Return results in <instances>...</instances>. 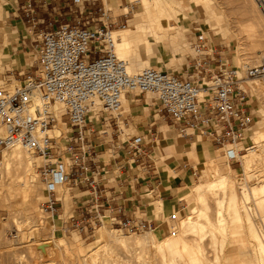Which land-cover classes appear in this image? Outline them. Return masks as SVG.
I'll return each mask as SVG.
<instances>
[{"label":"built area","instance_id":"1","mask_svg":"<svg viewBox=\"0 0 264 264\" xmlns=\"http://www.w3.org/2000/svg\"><path fill=\"white\" fill-rule=\"evenodd\" d=\"M254 1L264 17V0ZM70 3L74 7L69 9L74 12L72 24L46 30L41 26L57 23L44 22L39 16L46 0H21L17 6L24 29L22 40L36 58L32 73L18 74L25 76L22 87L13 91L0 87V152L20 145L43 159L39 176L45 200L41 211L61 215L66 191L75 201L73 211L62 222L63 231L91 235L102 225L103 216L120 232L151 230L154 221L139 217L137 213L144 214L140 210H126L119 203L121 192L106 185L110 173L97 161L91 142L97 133L95 121L113 123L119 129L122 97L138 91L151 95L157 103L155 118L173 128L178 138H205L219 149L238 145L255 120L247 91L239 83L255 78L264 81V58L239 74L220 52L206 46L202 33H196L190 42L193 57L186 75L155 67L130 75L114 52L110 31L116 22L111 10L101 0ZM55 108L62 111L60 120L70 131L63 143L58 140L61 136L50 134L58 121ZM121 147H126L122 156L126 167L154 168L152 152L141 137H131L111 149ZM235 159L234 155L228 157ZM167 220L176 222L177 214L170 213Z\"/></svg>","mask_w":264,"mask_h":264},{"label":"bare ground","instance_id":"2","mask_svg":"<svg viewBox=\"0 0 264 264\" xmlns=\"http://www.w3.org/2000/svg\"><path fill=\"white\" fill-rule=\"evenodd\" d=\"M130 1L132 6H124L122 8V14H129L135 9V7H138L139 10L134 13L131 19H129L128 25L110 31L114 40V52L120 60L125 62L126 72L130 75H135L147 67L157 68L156 65L150 62V56L154 55L158 61H160L161 56L165 55L167 50L173 49L176 51L177 49L181 50L183 47L182 45L188 46L185 41V33L188 31L189 27L184 20L189 17L193 19V14L200 15L203 25L211 27L214 35L222 36L226 43L229 44L235 40L232 38V35L226 36L225 29L227 25L222 21V12L216 8L212 0ZM248 1L251 10L255 15L253 17H248L247 20L250 23L251 32L255 35L258 33L259 36V32H261L259 27L261 25V27H264V20H262V14L257 10L254 1ZM106 4L107 6L112 7L116 2L115 0H108ZM11 8V3H7V1L5 3H0V53L8 45V37L3 29L4 19L1 20V15H6L7 11ZM197 8L201 10L200 14L196 13L197 11L195 10ZM170 21H174V23L170 24ZM263 33L264 32H262V34ZM263 35L260 34V37ZM258 43L262 48L258 49L257 46L251 47V55L257 58L258 54H260V58H262L264 57V36L260 40L258 39ZM155 47L156 50L154 49ZM13 62L17 65L15 59ZM139 68L142 69L134 73V71ZM248 83L254 88L255 92L264 95V85L260 86L256 80H251ZM1 86L2 85H0V87ZM8 87H10L11 90L13 85L9 86L8 84L7 88ZM17 88L20 87H16L13 90ZM130 93H138V91H132ZM201 95V91H199L198 96ZM125 97L126 95L122 97V103ZM36 101L37 104L40 105V100L38 98ZM122 107L123 104L121 105V108ZM56 111L58 114V121L51 129L50 134L59 138L62 136L60 130V127L63 125V122L60 120V114L62 111L59 108H55V112ZM258 111L261 118L254 121L251 129L248 131V138L257 144L260 141H264V111L260 107H258ZM120 113L121 111H119V114ZM95 122H97V120ZM195 143L197 148L196 151L199 152V156L194 157L193 161L195 165L198 163L204 167L206 166L207 171L204 173L206 179L203 183L202 191L199 190L195 184H192L191 186L189 185L187 188L186 192L190 194L192 201H190L186 208H184V215H182L181 212H178L176 208L173 209V211L180 214V220L178 222L168 221L171 224H164L154 230L151 228L152 232H146V234L143 235L125 236L119 235V230L117 229L108 228V218L102 217L103 223L101 227L97 229L95 236L96 244L94 246L92 243L89 244L92 245L90 246L92 248L91 250H88V252L90 251V255L88 256H90L89 259L92 260V262L96 257H101V251L102 255H111L112 250L109 251V248H111L110 246L112 244L117 243V245L124 246L126 250V246L129 245H135V248L137 246L139 248V246L146 247V245H148L147 248H152V255L151 259L148 258L150 260L149 262L145 261L147 264H255V262L256 264H264L263 235L260 236L261 234H259V232L253 227L251 217L248 213L249 209H243L242 207L244 206L241 202L239 204L237 200L233 182L228 174V172L231 171L230 167L228 166L224 171L220 170L218 163L213 157H210L207 153H203L199 150V142L197 139L195 140ZM261 145L262 144L258 145L257 149H255L254 146H248L245 150L246 153L241 155L238 153L239 149H227L225 151V157L227 159L229 155L237 157L241 162V171L245 175L244 177L251 181L254 179L257 180V183L255 184H248V194L246 190H244L242 200L243 202L248 200L249 195L254 197L256 201L255 207L259 210L264 228V150L259 148ZM24 149L20 145H13L5 148L2 152V161L0 165V193L4 187L8 190L16 191V194L23 196L22 202H26L29 198L32 199L37 176L33 170L35 164L30 154L31 152ZM257 165L259 166L260 173L253 172V169L258 167ZM239 185H242V182ZM247 187H245V189H247ZM66 192L71 198L69 192ZM66 192L63 193V196ZM217 194H221V196H216ZM183 197L188 198L186 195ZM211 198L215 202L214 205H216L214 219L209 213L210 208L208 205V199ZM2 200L3 199L0 198V202H2ZM16 204H18V202ZM196 209H198L196 212L197 217L193 220L192 217ZM167 210L168 209L164 208V213H166ZM244 220L247 224H245V227L243 225ZM51 227L53 228V226ZM227 235H229V237H227ZM226 239L230 240L226 241ZM250 241L253 242V245L251 246L252 248L249 246ZM67 242H69L68 239ZM110 242L113 243L111 244ZM78 243L79 241L77 240L70 242L72 246H77L79 245ZM109 243L110 246L107 247ZM66 244L64 238L61 237L58 240L50 238L49 241L47 240L42 244L38 243L36 245H41L38 250H40L42 255L49 256L53 254V248L58 251V249H61ZM83 248L80 249V251L78 249V252H81V250H85L88 247ZM147 248H142V250L144 252H149V250L147 251ZM71 252H73V250ZM99 261H101L100 264H102V262L104 264L108 259L106 260V258H103V261L102 259Z\"/></svg>","mask_w":264,"mask_h":264},{"label":"rangeland","instance_id":"3","mask_svg":"<svg viewBox=\"0 0 264 264\" xmlns=\"http://www.w3.org/2000/svg\"><path fill=\"white\" fill-rule=\"evenodd\" d=\"M6 1L7 3L12 4V8L7 11L6 15H1V18H2L1 20L4 19L3 29L8 37V40H7L8 45L0 53V57H1L0 58V63H1L0 65L1 66L0 85H2L1 87L3 89L7 91H12L16 87L23 86V81L25 79V76L23 75L19 76L18 75L19 73L21 74L24 73V75H27L33 72L34 66H35L33 61L35 60L36 55L27 42H26L27 45L23 46L22 40L17 39L18 34H20V37H21L22 33L18 32L17 30L23 29L22 24L20 22L12 23L13 20H18V19H14L12 17L11 12H13L14 14L16 13L15 11L17 9V6L20 4L21 0H0V3L1 2L5 3ZM101 1L104 4L106 9L111 8L110 9L111 17L116 22L115 24L112 25L111 29H116L121 26L128 25L129 19H131L134 13L139 10L138 7H135V9L131 11L129 14L123 15L122 8L124 6L126 7L129 5L132 6L130 0H115L116 4H114L112 7L107 6L106 2L108 0H101ZM57 2L61 6L63 4L65 6L63 8H61L60 6L61 15L58 17V22L56 23V25H59L61 23H66V22H69L70 24H72V18L74 17V12L70 14L71 15L70 21H67L65 18V16L68 13L67 12L68 10L67 6L69 3L68 0H58ZM212 2L216 6V8L222 12V16H223L222 21H224L226 24L224 22L223 23L228 26V27L226 26V29H225L226 36L232 35L233 36L232 38L235 39L233 42L228 44L225 42L222 36L214 35L213 29L211 27L207 25H203L200 15L193 14L192 15L193 19L189 17L188 19L184 20L188 24V27H189L188 31H186L185 33V41L187 42L188 46L182 45L183 47L181 48V50L177 49L176 51H174L173 49L167 50L166 54L161 56L160 61H158V59L154 55L150 56L149 58L150 62L156 65L157 68L164 69L170 73L183 75V76L186 75L190 67L191 59L193 57V51L191 49L190 42L194 40V35L196 33H202L203 37L206 38V41H205L206 46L210 47L211 49L215 48L216 51L220 52L223 55V57H225L228 60L229 64L234 65L239 70V74L242 73L247 67H252V66L259 64L261 59L264 57L260 58V54H258L257 58L253 57L251 55V49H252L251 47L257 46L258 49L262 48L261 45L258 43V39L260 40L261 38H263L264 33L262 34V32H264V27H261L262 25L259 27V30L261 29L260 30L261 32H259V36H258V33H256L255 35L254 33L251 32L250 23L247 20V18L253 17L255 13L251 10L249 1L248 0H212ZM254 3L259 13H261L255 1ZM195 11H197L196 13H199V14L201 13V10L199 8H197ZM261 17H262V20H264L263 15H261ZM173 23L174 21L173 22L170 21V24H173ZM260 34L263 36L260 37ZM16 44L18 45L20 44V46L18 47V54H20V56H24V62H26L25 64L23 63V64H20L19 66H17L13 62V56L11 57V52L15 54L17 53V51L13 50V47H15ZM154 49L156 50V47ZM240 61L242 64L240 63ZM140 69L142 68L136 69L134 73H136ZM251 80H256V82L260 86L264 85V81L258 78H255V79H245V80L240 81L239 83L241 88L247 91V104L252 109L253 115L255 117L254 121H257L261 118L260 113L258 111V107H260L264 111V95H261L260 93L255 92L254 88L250 85V83H248ZM8 84L9 86L13 85L11 90H10V87L7 88ZM146 96H147V100L151 98V95L149 94H147ZM141 97L144 98L145 96L142 94H138V93H132V94L129 93L126 95V99H128L129 101L139 100V98ZM122 104H123V107L117 119V125L119 126V134H120V135L117 134V136H119L118 139L120 142L125 141L129 135L141 137L142 139L149 137L150 132H151L149 131L150 125L151 123L154 122L158 127L161 125L162 127L161 130L166 135V137H173L175 139L176 144H177L176 139L180 142V144H184V146L181 147L179 153H182L185 151L195 152L194 148L188 149L187 145L191 142H194L196 139L190 140V139L178 138L174 129L169 128L166 125V123L162 121L161 118L156 117V119L154 120L151 116L150 109L147 106L142 107L143 103L137 104L139 107L137 110V114H130L133 117V119H130V122L133 121V124L128 123L127 125H125V121L123 120L125 116L128 114L123 112V108L126 105V103L123 101ZM144 118H147L148 124H145L146 122H144L143 120ZM97 127L100 128L99 125H97ZM154 128H155V125L151 127V129H154ZM106 129L108 133H110L111 128L108 124L106 125ZM121 129L123 132H125V136L120 133ZM60 130L62 132V136L58 140L59 142L63 143L65 141L64 139L66 135L70 131L64 124L60 127ZM248 136L249 134L247 131L245 135L243 136L242 140L240 141V143L238 145H235L236 148L235 146H228L224 149H219V147L214 144L211 148V146L208 144L205 138H202V139L199 138L198 140H200L203 143V145H205V147L207 146V150H208V153L210 154V157H213L215 159V161L218 163V167L220 170L224 171L227 169L228 166L230 167L231 171H229L228 174L231 177L230 179L233 182L237 200L239 204L241 202V204L244 206L242 207L243 209L244 208L249 209L248 213L251 217L252 225L257 230V232L261 234L260 236L263 235L262 237L264 239V228H263V224L261 220V215L259 213V210L255 207L256 201L254 197H251L249 195L248 200L244 202L242 200L244 190H246L248 194V189H249L248 184H255L257 183V180L254 179L251 181L244 177L245 175L241 171V162L240 160H238L237 157H235L236 159L233 161H230L225 157V151L227 149H232V150L239 149L238 153L241 155V154L246 153V151L244 150L245 147L247 148L248 146H251L252 144H254L255 149L258 148V145L262 144L261 147L259 148H262V150H264V141L262 142L260 141L259 142L260 144L259 143L257 144L253 140H250ZM3 150H5V148L2 149V151L0 152V165L2 161L1 158H2ZM240 150L242 151L239 152ZM30 154L35 164L33 170L37 175L36 182L34 184L35 191L33 192L34 195L32 196V199L29 198V200H27L26 202H22L23 196L21 195L19 196V194L15 193L16 191L8 190L6 187H4V189H2L0 193V198L3 199L2 202H0V264H37L38 262H39L38 264H43V263L44 264H100L101 261L99 260L102 259L103 261V258H106V260L108 259V261L104 262V264H147L145 261L147 262L150 261L149 259H151L152 248H147L148 245H146V247L139 246V248L137 245H136L137 246L136 248H135V245H129V246H126L127 247V250H126L124 246H120L119 244L117 245V243L115 242H114L115 244H112L113 242H110L112 245L110 246V243H109L107 247L108 246L111 247L109 248L110 249L109 251L112 250L111 252L113 256L112 254L108 256L102 255V251H101L100 252L101 257L100 256L96 257L95 260H93L92 262V260L89 259L90 256L88 255H90L89 253L90 251L88 252V250H91L92 248L90 247L92 245H89V244L92 243L93 246L96 244L95 236H96L97 230L93 234L88 235V236H85V235L79 236L77 233H74L72 231H63L62 222L70 215V213L73 211V208H74L72 199L68 196L67 192L63 196L62 215H59L58 217L51 216L41 211V204L45 200V192L43 189V184L41 183L40 178H39V171H40V168L43 166L44 162L42 161L41 158L37 157V155H34L32 153ZM110 156L111 154L108 153L106 156L102 157V159L105 161H109L108 159H110ZM152 157L156 160L157 165L160 167L161 166L165 167L166 164H170L172 161H174L173 160L174 158H168V157L162 156L157 150V148H154V153L152 154ZM184 164H185L186 169L188 168L191 169L192 173L191 174L189 173V174L192 178L193 184H195L196 187L202 191L203 183L206 179L204 175V173L207 171L206 166L204 167L203 165H200L198 163L195 165L192 159H190V161H185ZM259 170L260 169L258 166L255 169H253V172L260 173ZM172 175L175 178V180H178L182 176V175L176 176L174 174ZM241 182H242V185H239L241 184ZM186 184H187V181L185 185L182 183H179L178 186L184 187L186 186ZM245 187H247V189H245ZM176 191L177 190L175 188H172L170 190V192L173 195H175ZM182 195H186L188 198L183 197V200L178 202L177 208L179 210L181 209L180 211L182 215H184L185 213L184 208H186V206L192 200H191L190 194L186 192L185 188L179 190L176 197L181 198ZM216 196H221V194H217ZM155 201H156V198L153 200V202H151L152 205L154 204ZM17 202L18 204H16ZM214 204L215 202L213 201L212 198L208 199V205L210 208L209 213L211 214L212 218L215 215L216 205ZM197 211L198 209L195 210V213L192 217L193 220H195L197 217V213H196ZM170 213L177 214L178 220L176 222L180 220V214L176 211L170 210L166 213H160L158 214V220H157L155 228H158V226H162L164 224L165 225L171 224L167 220V216ZM137 215H139V217L141 218H148V219L151 217L154 218L153 212H151L152 216L150 215L149 217L145 213L144 214L137 213ZM56 224L59 225V228H57ZM245 224H246V221L244 220V223H243L244 227H245ZM50 225L53 226L54 229ZM107 225H109L108 219H107ZM108 228L114 229L110 225L108 226ZM152 230L142 231V232L135 233V234L133 233L128 234V233L120 232V231L118 233L119 235H125V236H138V235L146 234V232H152ZM61 237L64 238L67 244L61 249H58V251L57 249L53 248V254L49 256H45L40 253V250H38L39 246L41 245L38 246L36 244L38 243L42 244L46 242L47 240L49 241L50 238L54 240H58ZM227 237H229V235H227ZM67 239L69 242H67ZM74 240L79 241L78 244L80 246L79 245L72 246L70 242ZM228 240L230 239H226V241ZM252 243L253 242L251 241L249 242L250 247L253 245ZM82 246L84 248L86 247L88 248H86L85 250H81L82 253L78 252V249L80 251V249L83 248ZM142 248H147V251L149 250V252H146V251L144 252ZM31 249H32V252H31ZM72 250L73 252H71Z\"/></svg>","mask_w":264,"mask_h":264},{"label":"crops","instance_id":"4","mask_svg":"<svg viewBox=\"0 0 264 264\" xmlns=\"http://www.w3.org/2000/svg\"><path fill=\"white\" fill-rule=\"evenodd\" d=\"M58 0H46V5H42V9L40 11V18L44 20V22H49L51 20H56L58 22V17L61 15L60 11V4L57 2ZM68 10L67 15L65 16L67 21H70L71 19V12L69 9H73L74 7L70 3V0H68ZM12 6V4H11ZM65 5L63 4L61 8H63ZM16 13H12V17L14 19L12 23L22 22L19 19V12L15 11ZM23 26V25H22ZM56 23L53 24L51 27H47L45 25L41 26L42 30H46L47 28H54L56 27ZM117 29V28H116ZM18 32H21L17 35L18 40H22V37L24 36V29L17 30ZM23 46H26L27 44L22 40ZM20 44H16L15 47H13V50L17 51V53L11 52V57L13 56V60L17 61V66L20 64H25L24 62V56H20L18 54V47ZM22 46V45H21ZM22 46V47H23ZM18 56V57H17ZM24 72V71H23ZM21 83V82H19ZM144 95V94H142ZM139 98V100H131L129 101L126 99V97L123 99V101L126 103V105L123 108V112H125L126 115L124 120L125 125L130 122V119H133V117L130 114H137L138 105L139 103H143L142 107L147 106L150 109V113L152 118L155 120V112L157 109V103L153 100L151 97L149 100H147V96ZM122 109V108H121ZM121 111V110H120ZM120 115V114H119ZM145 124H148L147 118L143 119ZM147 120V121H146ZM99 121L95 122V131L97 133H94L92 137V145L95 149V153L97 154V161L100 163L101 166H103L105 169H107L110 173L108 183L106 184L109 187L115 188L116 191L121 192V196L119 197V203L124 205L126 210L133 212L140 210L141 212H144L149 217L151 215V212L154 214V218H149V220L154 221L155 226L158 220V214L164 213L163 209L166 208L168 211L173 210L176 208L178 212H181L177 208V204L179 201L183 200V196L181 198H177L178 191L181 189H186L193 184L192 178L190 176L191 169L185 168V161H190L194 157L199 156V152L196 151V143L191 142L187 145L188 149L194 148L195 152L191 151H185L182 153L180 152V149L184 144H180V142L176 139L177 144L175 143V139L173 137H166V135L161 130V125L158 127L154 122L150 125V135L147 138H143L145 145L148 147L147 150L154 153V148H157L159 153L162 156L168 157V158H174L170 164H166V166H158L155 159H153L154 162V168L150 169L149 171H143L139 168H135L134 166H130V168L125 166L126 161L123 159V150L126 147H121L120 150H112L111 146H115L120 143L117 134H119V129H117L116 125L113 123H107L111 131L108 133L106 129V125H103L101 123H98ZM97 125L100 126V128L97 127ZM155 125L154 129H151V127ZM169 128H171L168 124H166ZM118 126V125H117ZM119 127V126H118ZM122 132V133H121ZM121 134L125 136V133L120 131ZM134 137L128 136L125 141L126 142L129 138ZM199 139L198 137H193L190 140ZM208 144L213 146V144L206 140ZM199 142V150L203 153H208L207 146L203 145V143L198 140ZM108 153L111 154L109 161H105L102 159V157L106 156ZM177 155V156H176ZM109 156V155H108ZM194 162V161H193ZM123 167V168H122ZM190 173V174H189ZM179 176L182 175L181 178L178 180H175L173 175ZM187 181L186 186H178L179 183H182L185 185ZM172 188H175L177 191L175 192V195H173L170 190ZM176 197V198H175ZM156 198V201L152 205L151 202ZM72 199V198H71ZM177 199V200H176ZM73 205L75 201L72 199ZM162 209V210H161ZM152 216V215H151ZM107 217V216H103ZM148 219V218H147ZM57 225V228H59V225ZM155 226L152 229H155ZM163 226V225H162ZM160 227V226H158Z\"/></svg>","mask_w":264,"mask_h":264}]
</instances>
